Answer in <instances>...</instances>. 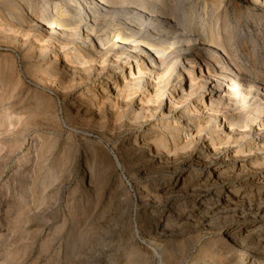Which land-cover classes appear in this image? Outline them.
Masks as SVG:
<instances>
[{
    "label": "rangeland",
    "instance_id": "374dc122",
    "mask_svg": "<svg viewBox=\"0 0 264 264\" xmlns=\"http://www.w3.org/2000/svg\"><path fill=\"white\" fill-rule=\"evenodd\" d=\"M28 1L0 0V264H91V259L100 264V255L109 259L108 264H237L238 260L243 264L254 252V264H262L264 238L260 247L250 252L226 241L224 234L226 225L250 215L247 198L244 205H237V212L223 207L220 212L214 211L211 219L198 224L185 221L164 237L150 231L156 217L162 216L164 223L167 215L189 213L196 203L189 198L162 197L164 185L174 183L180 174L172 170L173 160L144 167L146 158L129 149L138 136L139 141L147 137L154 149L156 144L165 147L164 154L174 150L172 136L162 132L161 111L167 112L174 105L197 114L196 96L185 101L177 97L181 90L176 93L173 89L179 82L178 75L162 95L165 101L157 113L162 96L155 92L148 95L136 86L120 98L107 101L94 77L73 75L61 61H55L56 54L64 59L58 53V43L44 47V41L34 39L39 29L28 27L34 31L30 35L19 30L21 17L27 20L30 16ZM176 1L146 0L147 9L168 19L171 39L167 52L173 50L166 64L178 58L185 62L192 56L198 62L208 59L210 65L228 69L236 78L243 77L244 83L264 87V0H180V7H176ZM179 24L193 26L196 37L206 30L209 41L216 38L213 45L207 43L213 48L212 57L202 51L199 42L187 43L175 28ZM159 26L164 29L161 23L156 24ZM116 37L114 33L113 40ZM147 53L158 55L156 51ZM116 70L113 68V73ZM179 70L188 92L190 76L183 65ZM199 75L197 70L196 77ZM253 119L254 115L252 120L247 119L245 129L257 132L262 121L256 124ZM207 120L201 122L205 125ZM254 133L240 143H232L231 156L240 155L247 168L259 169L264 166V151L249 144ZM178 140L177 157H182L192 145L182 136ZM187 176L188 172L183 173L179 179ZM258 227L264 228V224Z\"/></svg>",
    "mask_w": 264,
    "mask_h": 264
},
{
    "label": "bare ground",
    "instance_id": "6f19581e",
    "mask_svg": "<svg viewBox=\"0 0 264 264\" xmlns=\"http://www.w3.org/2000/svg\"><path fill=\"white\" fill-rule=\"evenodd\" d=\"M52 1H54L53 10L51 8ZM216 1L224 2V0ZM176 2L177 4L175 3V5L177 7L180 0ZM27 4L28 9L31 10L30 16L27 20L21 17L20 25L18 24L19 30H25L28 33L27 35H30L34 32L30 28H33V30H35L34 28L39 29V33H37L34 39L41 40V42L44 41V47L48 45L47 43H58V53L62 54L64 59L59 54H56L55 61L58 63L61 61L73 75L84 73L91 80L94 77V80L100 84L102 95L107 101L109 99L120 98L124 91L127 90L128 92L131 88H134L133 86L139 89L144 88V93L147 92L148 95L151 92H155L156 95L160 94L161 97L166 94L168 86L173 82L172 78L174 75H178L179 82L175 83L174 86L172 84L173 89L176 93L178 90L182 92L180 97L179 95L177 96L178 98L185 100V98L190 99L196 96L197 104H195V108L197 110L194 111L197 114L191 115V112H184L179 107L173 108L174 105H170L169 111H161L160 113L161 122L159 123L162 125V132L166 136L167 134L172 136L174 148V150L172 148V152L164 154L163 151L166 148H159L157 144L154 149V144L152 145L147 137H143L142 141H139L138 136H136L135 143L129 147V149H132L131 153L141 158H146L145 165L143 164L144 167L157 165V163L161 164L164 159L168 163L173 160L172 170L174 172L180 171V174L176 177L174 183L164 185L167 192L165 191L162 197L172 200L189 198V200L196 202L189 213L169 214L164 223L161 222L162 216L160 219L156 217L153 221V226L150 228L151 233H154V236L163 235L164 237V234L176 225H181L189 220H195L197 224L201 223L206 218L211 219L212 213L214 211L220 212L219 210L223 207L237 212V205L239 203L244 205L246 203L244 199L247 198L250 204V215L247 214L238 221H232L230 225H224L226 231L224 234L227 235L226 241H231L238 245L241 250L251 252V249L260 247L261 241L264 238V228L258 227L262 223L264 224V166H259V169L247 168L244 159L240 158V155L231 156V152L235 146L232 143H240L249 137L252 132H255L254 130L245 129L247 119L252 120L253 115L255 118L253 119L254 123L257 124L258 120L262 122L249 144L258 145L256 147L258 148L257 150L264 151V128H261L262 126L264 127V87L259 88L257 86V88L254 83H252L254 85L247 82L244 83L243 77L242 79L241 77L236 78V75L233 76L234 73H231L230 70L215 67L213 64L210 65L208 59L202 60L201 62H205V64H201L197 59H193L192 56L191 58L184 59L188 66H185V62L181 58H178L173 64H166L169 52L173 50V47L170 45L172 50H168L169 52H167L170 44L169 40L171 39H169L168 35L170 32L168 33L166 27L168 19L164 17L165 15L159 16L157 13H152L153 10L147 9L146 0H29ZM35 9L38 11H35ZM182 19L184 18L182 17ZM186 20H184L185 23ZM158 23L162 24L163 30L160 29V26L159 28L156 27ZM13 24L15 23H11V26ZM27 24H30V26ZM192 27L179 24L175 28H177L179 31L177 32L184 37L187 43L199 42L198 45L201 46L202 51L208 53L209 57H212L213 48L212 46H208L207 43L209 42L211 43L209 45H213V39L216 38L211 39L210 37L211 41H209L208 36L204 34L207 32L206 30L203 34L196 37L193 30L194 27ZM15 29L17 30V27ZM13 32L17 33V31ZM114 33L117 34L115 40L112 38ZM27 40L25 39V41ZM224 41L226 40L224 39ZM41 42L40 45L43 47L44 43L41 44ZM196 42L194 43L196 44ZM179 44L181 46L182 44L184 45V43H178L177 45ZM181 46H177L178 49L185 48L186 44L183 47ZM226 49L228 48L226 47ZM147 51H156L158 55L156 53V55L148 54ZM180 51L182 52L183 50ZM197 51L199 52V50ZM39 52L41 53V50ZM213 58L215 59V57ZM180 65H183L184 70L190 76L191 86L188 92H185L183 79H180L183 76V72L179 70ZM113 68L117 69L116 73H113ZM127 70H130V72L127 73ZM197 70L200 72L199 77H196ZM166 76H169V78ZM197 89L200 90V93ZM164 101L165 96H162L156 113L162 108ZM239 104L241 107L238 106ZM224 112L229 113L226 114ZM171 116H174V119H170ZM205 118L208 120L204 125L201 120ZM180 136L192 147L187 151L186 155L177 157V151H179L177 150V145L180 143L178 140ZM239 152L241 151L237 150L236 153L239 154ZM181 167L183 168L181 169ZM186 172H188L186 179H179ZM176 185L179 186L177 190L173 189ZM213 198L216 199L214 200ZM209 199H213L214 202L209 203ZM202 203L205 205L199 207ZM253 254L247 256L243 264H247L248 261L254 264L256 258ZM97 259H100L98 260L100 264L109 263V259L104 255L103 257L100 255ZM90 261L92 262L91 264H97L95 260L92 261L91 259ZM257 261H260V259ZM237 262L239 264V260ZM261 263L264 264V261Z\"/></svg>",
    "mask_w": 264,
    "mask_h": 264
}]
</instances>
